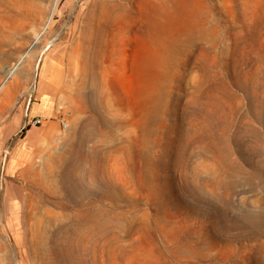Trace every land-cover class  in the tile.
I'll return each instance as SVG.
<instances>
[{
    "label": "rangeland",
    "instance_id": "1",
    "mask_svg": "<svg viewBox=\"0 0 264 264\" xmlns=\"http://www.w3.org/2000/svg\"><path fill=\"white\" fill-rule=\"evenodd\" d=\"M260 104L264 0H0V264H264Z\"/></svg>",
    "mask_w": 264,
    "mask_h": 264
},
{
    "label": "bare ground",
    "instance_id": "2",
    "mask_svg": "<svg viewBox=\"0 0 264 264\" xmlns=\"http://www.w3.org/2000/svg\"><path fill=\"white\" fill-rule=\"evenodd\" d=\"M11 73V72H10ZM263 103V102H262ZM259 108L263 111V114H264V110L262 109V106H261V104L259 105ZM260 144V143H259ZM252 145V144H251ZM261 146V145H260ZM257 156V155H256ZM243 159V158H242ZM262 176V175H261ZM247 177V176H246ZM65 179H67V178H65ZM64 179V177L62 178V180L64 181L65 180ZM38 187L39 188H42V186L41 185H38ZM93 223V222H92ZM89 231H90V229H88ZM89 231H87V232H89ZM79 232V231H78ZM77 232V233H78ZM86 232V231H85ZM84 234V233H83ZM34 237V236H33ZM42 241H41V243H42V245H45V244H48V246H50L49 248H51V249H53V246H54V244L52 245V242H51V240L49 241V238L48 237H45V238H43V239H41ZM41 245V246H42ZM43 247V246H42ZM35 249V248H34ZM35 251V250H34Z\"/></svg>",
    "mask_w": 264,
    "mask_h": 264
},
{
    "label": "built area",
    "instance_id": "3",
    "mask_svg": "<svg viewBox=\"0 0 264 264\" xmlns=\"http://www.w3.org/2000/svg\"><path fill=\"white\" fill-rule=\"evenodd\" d=\"M38 122H39V121L36 120V121L34 122V124H37ZM61 122H62L63 127H66V124H65V122H64V118L61 119Z\"/></svg>",
    "mask_w": 264,
    "mask_h": 264
}]
</instances>
